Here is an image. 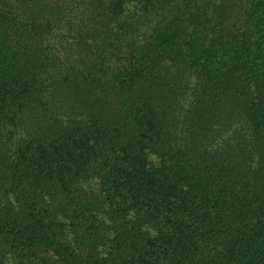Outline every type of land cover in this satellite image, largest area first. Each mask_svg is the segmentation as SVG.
I'll use <instances>...</instances> for the list:
<instances>
[{
    "label": "trees",
    "instance_id": "obj_1",
    "mask_svg": "<svg viewBox=\"0 0 264 264\" xmlns=\"http://www.w3.org/2000/svg\"><path fill=\"white\" fill-rule=\"evenodd\" d=\"M0 264H264V0H0Z\"/></svg>",
    "mask_w": 264,
    "mask_h": 264
}]
</instances>
